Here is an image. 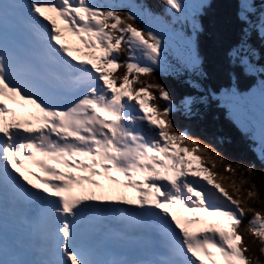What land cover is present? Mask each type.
<instances>
[{
    "label": "snow or ice",
    "instance_id": "6c2138e0",
    "mask_svg": "<svg viewBox=\"0 0 264 264\" xmlns=\"http://www.w3.org/2000/svg\"><path fill=\"white\" fill-rule=\"evenodd\" d=\"M261 257L264 0H0V264Z\"/></svg>",
    "mask_w": 264,
    "mask_h": 264
},
{
    "label": "trees",
    "instance_id": "16d2710c",
    "mask_svg": "<svg viewBox=\"0 0 264 264\" xmlns=\"http://www.w3.org/2000/svg\"><path fill=\"white\" fill-rule=\"evenodd\" d=\"M140 79H144V77L141 76ZM161 82L168 85L174 96H179L183 90L176 84L175 81L171 79L161 78ZM174 120L176 122L177 129L186 127L189 133L193 136L199 137L203 143L211 145L229 162L235 164L239 160H246L250 158L246 150H244L240 145L238 137H236V135L232 132L222 116L215 121L205 120L188 122L176 117H174ZM220 137L224 138L223 142H221ZM229 137L231 138V142H229ZM215 170L221 175H230L229 173L223 172L222 166L219 164ZM257 207H260V205H257ZM245 235L246 239H252L249 234L246 233ZM256 254L257 256L260 255L258 251ZM261 259H264V257H261Z\"/></svg>",
    "mask_w": 264,
    "mask_h": 264
},
{
    "label": "rangeland",
    "instance_id": "374dc122",
    "mask_svg": "<svg viewBox=\"0 0 264 264\" xmlns=\"http://www.w3.org/2000/svg\"><path fill=\"white\" fill-rule=\"evenodd\" d=\"M72 39H74V38H72ZM188 215H191V214H188Z\"/></svg>",
    "mask_w": 264,
    "mask_h": 264
},
{
    "label": "bare ground",
    "instance_id": "6f19581e",
    "mask_svg": "<svg viewBox=\"0 0 264 264\" xmlns=\"http://www.w3.org/2000/svg\"><path fill=\"white\" fill-rule=\"evenodd\" d=\"M186 215H188V214L186 213Z\"/></svg>",
    "mask_w": 264,
    "mask_h": 264
}]
</instances>
